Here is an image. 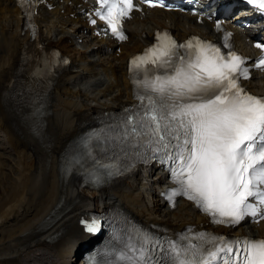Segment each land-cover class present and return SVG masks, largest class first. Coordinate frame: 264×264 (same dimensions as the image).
Returning <instances> with one entry per match:
<instances>
[{
    "label": "snow or ice",
    "instance_id": "6c2138e0",
    "mask_svg": "<svg viewBox=\"0 0 264 264\" xmlns=\"http://www.w3.org/2000/svg\"><path fill=\"white\" fill-rule=\"evenodd\" d=\"M142 2L164 6L159 0ZM96 3L95 16L114 36L126 39L122 22L135 9L134 0ZM247 3L264 13V0ZM129 71L139 104L116 125L119 139L137 149V156L168 165L175 187L166 198H187L217 224L264 219V97L241 86L249 75L245 59L198 37L179 43L165 32L130 60ZM89 140L85 137L82 146ZM82 155L73 152L71 162L79 163ZM112 167L118 166L99 165ZM93 175L100 179L98 172ZM82 223L87 233L100 231L98 221ZM120 245L104 264H264V239L259 238L198 232L161 240L139 230L121 237ZM88 264H97L96 258L90 256Z\"/></svg>",
    "mask_w": 264,
    "mask_h": 264
},
{
    "label": "bare ground",
    "instance_id": "6f19581e",
    "mask_svg": "<svg viewBox=\"0 0 264 264\" xmlns=\"http://www.w3.org/2000/svg\"><path fill=\"white\" fill-rule=\"evenodd\" d=\"M0 10H3L1 4ZM153 17L145 23H132L134 44L123 49L121 58L96 59L97 53L74 60L70 73L75 74V80L81 75L75 66L79 61L80 68L99 76L95 84L103 86L97 92L85 88L80 81L70 84L80 88L78 93L61 92L66 87L57 85L48 94L18 98L20 102L4 101L5 119L16 130L9 133L0 126V149L15 156L17 166L13 174L18 175L11 188L1 190V195L6 196L0 201V264H82L80 250L86 243L81 231L82 216L102 209L117 207L147 228L174 223L180 229L188 223L178 211L171 213L163 209L160 214L152 208L154 194L148 187L147 176L141 178L138 173L115 186L95 191L82 187L81 180L67 170V154L73 144L98 126L97 121L105 112L116 111L124 99L131 98L126 64L132 55L152 43L155 31L176 28L182 39L197 29L201 31L184 16L155 14ZM50 32L59 35L66 30L58 25ZM29 42L30 34L24 33V19L19 10H4L0 14V84L19 77ZM65 47L75 53L68 45ZM51 48L46 46L47 50ZM33 53L41 57L39 51ZM60 79L64 81L65 77ZM255 88L264 93V79ZM2 158L5 157L0 155V185L8 179L3 173L6 165Z\"/></svg>",
    "mask_w": 264,
    "mask_h": 264
},
{
    "label": "rangeland",
    "instance_id": "374dc122",
    "mask_svg": "<svg viewBox=\"0 0 264 264\" xmlns=\"http://www.w3.org/2000/svg\"><path fill=\"white\" fill-rule=\"evenodd\" d=\"M3 145H6V144H3ZM0 148H1V144H0ZM0 155L2 157L7 158V160H5V158H2L1 159V162H3L6 165V168L3 171V173H5L8 176L7 181H5V183L3 184L4 186L3 185H0V197H1L0 198V201H1L2 198L3 197L5 198V196H6V194L3 195V196L1 195L2 194V191H3L2 189H9V188H11L14 185V178H16L15 176H17L18 173H17V175L16 174H13V170H15L16 169V166H17V165H15L16 164L15 163V161H16L15 160V156H11L12 153L7 154L5 151H3L1 149H0ZM7 187H9V188H7Z\"/></svg>",
    "mask_w": 264,
    "mask_h": 264
}]
</instances>
